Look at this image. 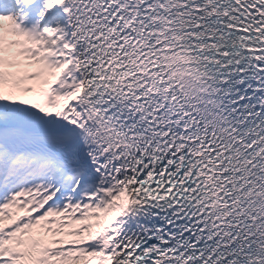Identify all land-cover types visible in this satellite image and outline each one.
<instances>
[{"label":"snow or ice","instance_id":"snow-or-ice-1","mask_svg":"<svg viewBox=\"0 0 264 264\" xmlns=\"http://www.w3.org/2000/svg\"><path fill=\"white\" fill-rule=\"evenodd\" d=\"M0 264H264V0H0Z\"/></svg>","mask_w":264,"mask_h":264}]
</instances>
